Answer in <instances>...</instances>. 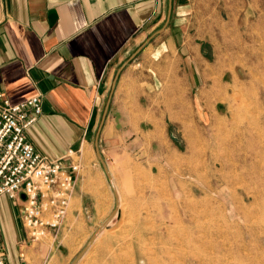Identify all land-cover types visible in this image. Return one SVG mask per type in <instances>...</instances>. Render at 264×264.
Here are the masks:
<instances>
[{"label":"crops","instance_id":"crops-1","mask_svg":"<svg viewBox=\"0 0 264 264\" xmlns=\"http://www.w3.org/2000/svg\"><path fill=\"white\" fill-rule=\"evenodd\" d=\"M190 7L191 0H0V92L13 102L41 95L29 141L50 159L79 164L55 238L29 244L18 207L0 196L7 264H66L65 241L90 238L117 202L120 218L126 204L143 235L164 204H174L169 181L179 149L157 102L168 49L183 60L192 90L205 83L187 31ZM109 246L103 236L95 249Z\"/></svg>","mask_w":264,"mask_h":264},{"label":"rangeland","instance_id":"rangeland-1","mask_svg":"<svg viewBox=\"0 0 264 264\" xmlns=\"http://www.w3.org/2000/svg\"><path fill=\"white\" fill-rule=\"evenodd\" d=\"M190 8L205 83L192 90L168 49L157 102L179 149L174 204L148 221L146 235L121 204L122 217L117 209L77 264H264V0H191ZM250 176L259 178L249 184ZM103 236L110 246L101 252ZM88 239L65 241L66 264Z\"/></svg>","mask_w":264,"mask_h":264},{"label":"built area","instance_id":"built-area-1","mask_svg":"<svg viewBox=\"0 0 264 264\" xmlns=\"http://www.w3.org/2000/svg\"><path fill=\"white\" fill-rule=\"evenodd\" d=\"M42 110L39 94L13 102L0 92V196H8L18 207L29 244L58 235L79 170V164L42 155L29 141L27 130ZM6 256L0 217V264H7Z\"/></svg>","mask_w":264,"mask_h":264},{"label":"water","instance_id":"water-1","mask_svg":"<svg viewBox=\"0 0 264 264\" xmlns=\"http://www.w3.org/2000/svg\"><path fill=\"white\" fill-rule=\"evenodd\" d=\"M144 45H142L141 47H139L137 49V51L131 56L130 60L133 59L134 57H136L143 49ZM129 60V61H130ZM128 63V61L126 63H124L119 71L117 72V75H116V78H115V81H114V84H113V89L115 87V83L121 73V71L123 70V68L125 67V65ZM98 155L99 157H101V155L99 154L98 152ZM111 180V183L112 182V179ZM119 203L117 202V206H116V209L108 216V218L96 229V231L91 235V237L88 239L86 245L83 247V249L77 254V256L73 259V261L70 263V264H77L79 262V260L84 256V254L86 253V251L89 249V247L93 244V242L95 241V239L97 238V236L105 229L109 226V223L111 222V220L113 219V217L115 216L116 214V211L119 207L118 205Z\"/></svg>","mask_w":264,"mask_h":264},{"label":"bare ground","instance_id":"bare-ground-1","mask_svg":"<svg viewBox=\"0 0 264 264\" xmlns=\"http://www.w3.org/2000/svg\"><path fill=\"white\" fill-rule=\"evenodd\" d=\"M239 97V96H238ZM256 103H258V102H256ZM258 114V113H257ZM254 117V116H253ZM258 118V117H257ZM258 130V129H257ZM261 134V133H260ZM226 135H227V133H226ZM228 139V138H227ZM206 146V145H205ZM216 150V149H215ZM206 151V150H205ZM212 154V153H211ZM263 161V160H262ZM220 165V164H219ZM236 168V167H235ZM202 171H204V170H202ZM258 176H250V178H249V180H247L248 181V183L249 184H252V182H257V180H258ZM237 180H240V181H244V176H242V175H239V177H238V179ZM242 183V182H241ZM237 184V183H236ZM239 184V183H238ZM201 191H204L203 189H201ZM252 196V195H251ZM191 203V205H194L195 203H194V201H191L190 202ZM233 213H234V211H233ZM214 218V217H213ZM216 218V217H215ZM214 218V219H215ZM206 219V218H205ZM181 222V221H180ZM179 226V225H178ZM182 227H183V225H182ZM223 233V232H222ZM224 238V237H223ZM176 247H178V246H176ZM182 248V247H181ZM183 248H185V247H183ZM232 255V254H231ZM231 257V256H230ZM227 258V257H226ZM201 259V258H200ZM215 260V259H214ZM227 261V260H226Z\"/></svg>","mask_w":264,"mask_h":264}]
</instances>
